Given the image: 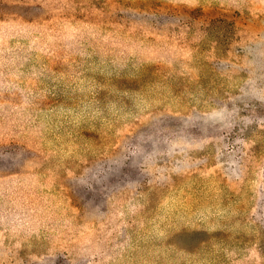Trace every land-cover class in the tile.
Listing matches in <instances>:
<instances>
[{
    "label": "rangeland",
    "instance_id": "374dc122",
    "mask_svg": "<svg viewBox=\"0 0 264 264\" xmlns=\"http://www.w3.org/2000/svg\"><path fill=\"white\" fill-rule=\"evenodd\" d=\"M0 264H264V0H0Z\"/></svg>",
    "mask_w": 264,
    "mask_h": 264
}]
</instances>
